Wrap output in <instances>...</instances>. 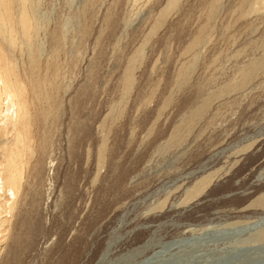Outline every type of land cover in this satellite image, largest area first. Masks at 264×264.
<instances>
[{"label": "rangeland", "instance_id": "1", "mask_svg": "<svg viewBox=\"0 0 264 264\" xmlns=\"http://www.w3.org/2000/svg\"><path fill=\"white\" fill-rule=\"evenodd\" d=\"M260 216L264 0H0V264H264Z\"/></svg>", "mask_w": 264, "mask_h": 264}, {"label": "bare ground", "instance_id": "2", "mask_svg": "<svg viewBox=\"0 0 264 264\" xmlns=\"http://www.w3.org/2000/svg\"><path fill=\"white\" fill-rule=\"evenodd\" d=\"M264 222V216H260V217H258V218H256V220L251 224V225H248V226H246V227H250V228H258V227H260L261 226V224ZM246 227H240V228H237L235 231L237 232V230H241V229H243L244 230V228H246ZM247 229V228H246ZM254 230V229H253ZM240 232V231H239ZM244 232V231H243ZM247 232V231H246ZM228 233H230V232H226V231H221V232H217V233H215V235L214 236H212V235H209V234H202V235H200V236H198V237H190V238H180V239H176V240H172V241H169V242H165V243H159L158 245H159V250L158 251H156V252H154L150 257H148V258H146V259H144V260H142L140 263H137V264H182L183 263V257H184V255H185V252H184V254H183V256H180V255H178V254H176V255H178V256H174L175 257V259L176 260H174L173 261V259H172V261H170V259H164L163 258V260L161 261L160 259H159V255L161 254V253H164V252H166L167 250H173V249H175V248H178V250L179 251H182L183 252V250L185 249H188V248H191L192 250H190V257H193V256H195L196 255V253H197V250H198V243L197 242H199V241H203V240H208V239H212V240H219L220 241V239L219 238H222V237H224L225 235H227ZM235 233V232H234ZM245 233V232H244ZM211 237V238H210ZM148 242V241H147ZM147 242H145L143 245H141L140 247H138V248H136V249H134L133 251H131V252H127V253H125V254H123V255H121V256H119V257H117L115 260H113V262L114 261H118L119 259L118 258H120V259H122L123 257H125V260H120V261H122V262H124L123 264H129L130 262H132L133 260H135L136 259V256H137V254H139V251H140V249L143 247H146L148 244H147ZM149 246H150V244H149ZM193 247H197V248H193ZM109 248V247H108ZM260 250H261V247L259 248ZM258 249V250H259ZM107 250L108 249H106V252H104V254L101 256V258L99 259V260H102L103 259V257L107 254ZM178 251V252H179ZM188 251V250H187ZM248 250H246V252H247ZM193 252V254H191ZM128 254V255H127ZM125 255H127V256H125ZM108 257V256H107ZM185 257H187L186 255H185ZM195 259V258H194ZM110 264V263H109ZM262 264V263H261Z\"/></svg>", "mask_w": 264, "mask_h": 264}]
</instances>
